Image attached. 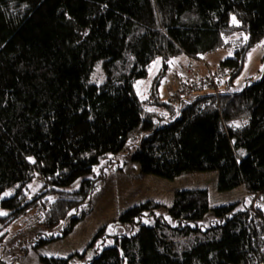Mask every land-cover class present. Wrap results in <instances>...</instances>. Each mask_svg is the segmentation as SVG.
<instances>
[{"label": "trees", "instance_id": "16d2710c", "mask_svg": "<svg viewBox=\"0 0 264 264\" xmlns=\"http://www.w3.org/2000/svg\"><path fill=\"white\" fill-rule=\"evenodd\" d=\"M261 39L264 0H0V218L39 202V225L69 234L106 169L126 155L141 173L167 179L216 171L219 191L243 185L256 205L210 207L206 188L177 190L170 206L140 202L117 219L136 231L111 236L87 264H264V69L229 90ZM224 48L233 56L199 72L197 59ZM181 54L189 60L169 69ZM158 57L146 101L158 103L165 74L167 86L182 81L185 90L167 100L171 111L180 104L170 121L147 112L134 90ZM99 61L105 81L96 84ZM219 66L228 75L213 88L190 87ZM186 67L198 75L175 79ZM35 178L40 193L29 201Z\"/></svg>", "mask_w": 264, "mask_h": 264}, {"label": "rangeland", "instance_id": "374dc122", "mask_svg": "<svg viewBox=\"0 0 264 264\" xmlns=\"http://www.w3.org/2000/svg\"><path fill=\"white\" fill-rule=\"evenodd\" d=\"M233 53L232 48H224L209 52L202 57L213 68L219 61L233 56ZM184 56L185 54H181L174 57L169 62V69L178 67L177 64H180L178 60ZM161 65L162 59L156 58L152 62L147 76L135 81L134 90L136 96L144 101L143 107L147 112L154 113L163 121H170L174 118L175 111L179 110L180 104L174 106L173 111L166 104L167 91L165 87L170 82L167 74L160 77L157 84L158 103L150 104L146 101L149 98L153 82L159 75ZM263 69L264 39H261L252 47L242 70L232 78L233 84L229 90L239 92L247 84L259 80ZM204 70L201 69L199 72H204ZM90 81L96 84L105 81L100 61L96 63ZM150 101L155 102V99L151 98ZM135 141L136 139L132 138L129 144H133ZM131 151H134L133 146H131ZM115 163V166L110 164L111 167L106 169L105 177L96 183L89 202L84 207V216L69 234H64L62 226L57 228L58 232L53 233L51 229H43L39 225L38 218L42 214L39 202L37 206H33L27 213L19 215L16 219L6 222L5 218H0V258L2 261L5 264H44L40 258L43 255L70 257V264H87L97 251L100 252L112 244L111 236L130 234L134 229L136 231L137 226L131 228L130 225L117 221L122 212L146 200H155L170 206L175 191L180 189L206 188L209 193L210 207L237 204L238 208H244L246 205L253 204L243 185L233 190L219 191L216 171L189 172L174 179H167L141 173L138 164L128 159L126 155L118 157ZM116 166H120V168L116 169ZM99 171H96L97 175ZM37 181L35 178L28 184L27 197L29 201H32L33 197L40 193V185ZM257 205L264 208L263 203L257 202ZM2 215L4 214L0 213V216ZM52 236H55L54 240L41 243V239L48 240Z\"/></svg>", "mask_w": 264, "mask_h": 264}, {"label": "built area", "instance_id": "2783aa9c", "mask_svg": "<svg viewBox=\"0 0 264 264\" xmlns=\"http://www.w3.org/2000/svg\"><path fill=\"white\" fill-rule=\"evenodd\" d=\"M210 77L204 78L201 77L198 80H196L194 83L190 85V87L198 86V85H208L210 87H214V83H219V81L223 78H225L228 75V69L225 67L219 66L215 70L209 69ZM182 75L185 78L193 79L195 76H197L194 72V70L191 68L186 67V70L181 71H174L173 76L175 79H179L178 76ZM206 77V76H205ZM167 90L170 91V94L168 96V102L169 103H177L178 101L182 100L185 96V90L182 86V81H174L167 86ZM254 207V204L252 205Z\"/></svg>", "mask_w": 264, "mask_h": 264}, {"label": "crops", "instance_id": "0c3cea01", "mask_svg": "<svg viewBox=\"0 0 264 264\" xmlns=\"http://www.w3.org/2000/svg\"><path fill=\"white\" fill-rule=\"evenodd\" d=\"M187 60H189V58L187 56H184V58H181L180 60H178V62H184V61H187ZM196 61H197L198 65L200 66V68L202 70H204V67L206 65L209 66L207 61H206V59L204 57H201V58L197 59ZM219 63H220V61L216 65H218ZM209 67H211V66H209Z\"/></svg>", "mask_w": 264, "mask_h": 264}, {"label": "clouds", "instance_id": "9594fccd", "mask_svg": "<svg viewBox=\"0 0 264 264\" xmlns=\"http://www.w3.org/2000/svg\"><path fill=\"white\" fill-rule=\"evenodd\" d=\"M253 204L255 205V203H254V202H253ZM253 204H252V205H253ZM252 205H251V206H252Z\"/></svg>", "mask_w": 264, "mask_h": 264}, {"label": "snow or ice", "instance_id": "6c2138e0", "mask_svg": "<svg viewBox=\"0 0 264 264\" xmlns=\"http://www.w3.org/2000/svg\"><path fill=\"white\" fill-rule=\"evenodd\" d=\"M234 19V18H233Z\"/></svg>", "mask_w": 264, "mask_h": 264}]
</instances>
